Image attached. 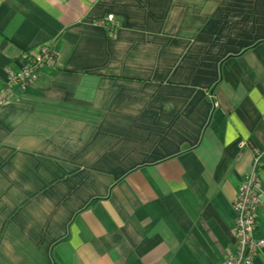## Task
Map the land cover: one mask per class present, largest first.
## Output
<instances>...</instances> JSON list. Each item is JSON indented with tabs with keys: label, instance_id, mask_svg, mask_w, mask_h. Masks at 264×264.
<instances>
[{
	"label": "crops",
	"instance_id": "obj_1",
	"mask_svg": "<svg viewBox=\"0 0 264 264\" xmlns=\"http://www.w3.org/2000/svg\"><path fill=\"white\" fill-rule=\"evenodd\" d=\"M44 49L0 109V264H225L257 157L264 241V0H0V91Z\"/></svg>",
	"mask_w": 264,
	"mask_h": 264
},
{
	"label": "built area",
	"instance_id": "obj_2",
	"mask_svg": "<svg viewBox=\"0 0 264 264\" xmlns=\"http://www.w3.org/2000/svg\"><path fill=\"white\" fill-rule=\"evenodd\" d=\"M108 22L109 27H113L110 18ZM54 61L55 54L49 49L42 50L33 58H27L26 67L19 73L11 74L0 91V109L14 99L15 91L19 87L36 82L43 69ZM244 147L241 146V150H244ZM259 169L260 158L257 157L253 172L243 180L233 204L236 249L225 264H254L257 256L264 253V241L255 239L259 213L263 208L260 185L257 180Z\"/></svg>",
	"mask_w": 264,
	"mask_h": 264
},
{
	"label": "bare ground",
	"instance_id": "obj_3",
	"mask_svg": "<svg viewBox=\"0 0 264 264\" xmlns=\"http://www.w3.org/2000/svg\"><path fill=\"white\" fill-rule=\"evenodd\" d=\"M234 213V212H233Z\"/></svg>",
	"mask_w": 264,
	"mask_h": 264
}]
</instances>
